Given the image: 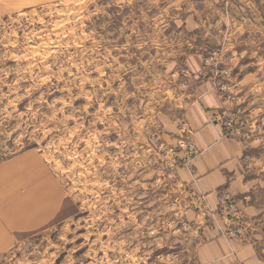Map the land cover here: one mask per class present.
Here are the masks:
<instances>
[{
    "label": "rangeland",
    "instance_id": "1",
    "mask_svg": "<svg viewBox=\"0 0 264 264\" xmlns=\"http://www.w3.org/2000/svg\"><path fill=\"white\" fill-rule=\"evenodd\" d=\"M194 72L264 145V0H0V161L39 160L63 207L0 264H193L170 162Z\"/></svg>",
    "mask_w": 264,
    "mask_h": 264
},
{
    "label": "crops",
    "instance_id": "2",
    "mask_svg": "<svg viewBox=\"0 0 264 264\" xmlns=\"http://www.w3.org/2000/svg\"><path fill=\"white\" fill-rule=\"evenodd\" d=\"M190 61L197 69L199 61L202 65L196 54ZM198 74H193L183 111L185 136L194 142L198 153L177 168L180 181L202 195L211 211L208 218L192 209L187 211L192 222L190 233L196 239L192 262L264 264V145L251 148L240 137L225 135L224 128L212 120L214 111L224 103L211 81L199 82ZM26 155L0 161V250L9 246L7 240L17 232L24 234L46 223L50 213L56 216L63 211L62 206H47L46 169ZM225 195L237 202L247 224L244 237L226 234L227 224L219 214Z\"/></svg>",
    "mask_w": 264,
    "mask_h": 264
},
{
    "label": "built area",
    "instance_id": "3",
    "mask_svg": "<svg viewBox=\"0 0 264 264\" xmlns=\"http://www.w3.org/2000/svg\"><path fill=\"white\" fill-rule=\"evenodd\" d=\"M219 96L222 99L224 106L214 111L212 120L220 124L224 128V133L227 136L240 137L243 140L248 139L249 132L247 130L248 122L243 118V108L234 104V95L229 91L226 84H222L219 89ZM182 157L174 156L170 162L175 171L170 173V178L174 182L173 186H177L181 193L185 196L181 198L186 209H192L206 218L211 216V211L205 203L204 197L198 194L191 186L180 181L177 175V168L187 164L198 150L194 142L186 137L182 143ZM173 206L179 207L177 202ZM181 207V206H180ZM219 214L227 224L226 234L232 238H240L246 235L247 224L244 222L237 202L229 195H225L221 199Z\"/></svg>",
    "mask_w": 264,
    "mask_h": 264
}]
</instances>
